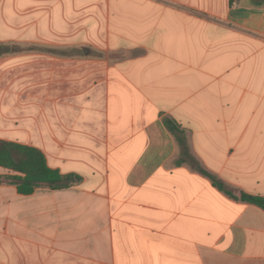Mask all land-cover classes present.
Returning <instances> with one entry per match:
<instances>
[{"label":"crops","instance_id":"crops-1","mask_svg":"<svg viewBox=\"0 0 264 264\" xmlns=\"http://www.w3.org/2000/svg\"><path fill=\"white\" fill-rule=\"evenodd\" d=\"M90 5L0 0V40L5 15L24 49L7 54L4 140L82 177L0 184V264H264V210L200 171L264 197V0H108L98 65ZM67 42L86 58L64 65Z\"/></svg>","mask_w":264,"mask_h":264},{"label":"trees","instance_id":"trees-1","mask_svg":"<svg viewBox=\"0 0 264 264\" xmlns=\"http://www.w3.org/2000/svg\"><path fill=\"white\" fill-rule=\"evenodd\" d=\"M172 131H178L173 122H167ZM184 152H188L186 142L181 141ZM0 167L9 173L0 175V184L15 186L21 195H32L38 188L46 187L51 190L68 189L82 181L76 174H63L60 170L49 166L45 154L37 147L0 139ZM215 186L233 199L253 204L264 210V197L241 193L235 196L222 181L207 174Z\"/></svg>","mask_w":264,"mask_h":264},{"label":"rangeland","instance_id":"rangeland-1","mask_svg":"<svg viewBox=\"0 0 264 264\" xmlns=\"http://www.w3.org/2000/svg\"><path fill=\"white\" fill-rule=\"evenodd\" d=\"M90 6L93 7L94 16H95V29H96L95 36H96V39H95V44H93L89 47L91 49L97 47L96 48L97 50H94V52L90 51V54L93 57V59L97 62L95 65H98V63L103 62L105 57L107 56V54H105L104 51L102 50V47L104 46L103 45L104 40L107 41V36L104 38H103V36L105 34L107 35V29H108L109 25L112 24L111 22L109 23L108 21H104L103 18L104 17L107 18L106 14H108L111 11H114L115 7L109 6L108 0H94V5H90ZM73 24L76 26L77 22L64 23V33L66 36H68L67 41H73L70 38H72L71 36L76 34V32H77L76 27L72 28ZM2 25H3V29L1 31L2 36H1V40H0V89L6 90V82H7V79L9 77V74H10V72H8V67H6V65H8L7 54L9 51H12V52L15 51L16 54L21 55V54H23L22 51L24 49L21 46H16L15 48L10 46L8 48L7 41H6L5 15H4V21H3ZM106 27H107L106 31H103ZM71 45H72V43L69 42L68 44H64L62 46V48H57L55 50L56 54L59 55L60 57H62L65 62L68 61L66 63L64 62V65H71L69 63L71 61L86 58L85 51L83 50L82 47L76 48V47L71 46ZM27 48H25V49L31 50V49H27ZM41 49L44 50L45 48H41ZM50 52H54V49H51ZM28 53H26V54H28ZM31 55L35 56L34 62L38 63L39 62V56H40L39 53L35 54L33 52V54H31ZM30 61L33 62L32 60H30ZM18 65H22V63H19ZM99 65H102V64H99ZM12 69L13 68H11L10 70H12ZM30 73H31V70L26 69L25 71H23V68L20 67L19 71H18V76L19 77H23V76L29 77L28 74H30ZM18 88H19V90H21L20 92H22L23 87L19 86ZM31 88H34V87H31ZM1 93L3 95L0 96V106H2L1 108L4 109V111H5V107L8 104L7 95L5 94V92L3 93V91ZM31 104L34 107L36 105L35 108L38 109V107H37L38 102H32ZM37 113L34 116L36 121H38ZM6 121H7L6 118H4L3 119L4 124L1 125V127H0V138H3V139L10 138L9 131L7 130V127H6ZM32 138H34V137H32Z\"/></svg>","mask_w":264,"mask_h":264}]
</instances>
